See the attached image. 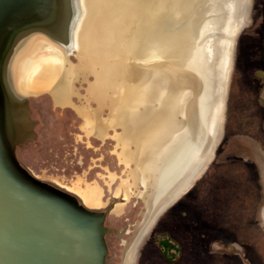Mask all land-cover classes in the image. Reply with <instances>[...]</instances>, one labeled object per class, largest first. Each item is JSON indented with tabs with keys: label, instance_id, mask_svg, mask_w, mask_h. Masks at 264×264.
<instances>
[{
	"label": "rangeland",
	"instance_id": "obj_1",
	"mask_svg": "<svg viewBox=\"0 0 264 264\" xmlns=\"http://www.w3.org/2000/svg\"><path fill=\"white\" fill-rule=\"evenodd\" d=\"M245 23L235 44L223 130L214 157L189 187L192 194L179 201L182 194L169 205L171 211L167 212V207L157 217L162 218L158 234L151 236L148 232L157 218L144 226L127 264H264L263 218L259 214L239 215V207L245 202H251L252 210L264 203V0H252ZM70 63L74 66L72 63L78 60L70 56ZM124 70L134 72L133 67ZM71 74L69 105L56 104L49 90L28 96L36 137L19 146L16 155L35 176L68 190L76 185L87 190L100 184L107 203L98 209L108 213L105 225L111 230L106 235L107 264H125L128 245L123 254L125 247L119 241L128 242L136 230L142 187L130 175L135 163L125 154L121 158L123 147L115 137L121 126L116 122L105 127L104 121L112 114L98 108V100L89 93L94 73L78 69ZM134 84L127 80L124 86ZM108 132L112 138H106ZM129 147L133 148L132 144ZM124 181L130 184L127 200L122 199L121 191L116 192L124 188ZM229 206L236 211L237 234H241L243 244L231 243L230 225L226 224L233 213ZM118 207L122 211L114 212ZM182 208L186 209L184 213ZM213 211H220L218 219L213 218ZM246 218L251 223L243 229ZM124 230L129 232L122 234ZM165 241L171 245H165Z\"/></svg>",
	"mask_w": 264,
	"mask_h": 264
},
{
	"label": "water",
	"instance_id": "obj_2",
	"mask_svg": "<svg viewBox=\"0 0 264 264\" xmlns=\"http://www.w3.org/2000/svg\"><path fill=\"white\" fill-rule=\"evenodd\" d=\"M152 1L0 0V264H107L106 235L111 233V230L105 225L106 212L89 208L71 191L38 178L17 158L16 149L36 137L34 130L36 121L31 118L28 99L32 94L23 92L18 83L20 61L23 57L24 44L31 38L38 37L61 49L64 65L58 78L59 82L65 80L72 68L81 69L80 65L88 60L83 50L86 43L103 45L106 49L117 46L120 49L118 54L113 56L112 63L118 59L123 68L133 67L134 72L138 69L136 67H143L144 73L151 66L161 68L163 59L144 62L138 55L128 50L125 41L118 44L116 36L110 33L109 26L112 23L107 24V9L112 10L113 18L121 19V16L126 14L129 30L127 29L128 34L125 36L130 40V46L134 45L139 19L144 21V28L149 26L150 16L154 13ZM210 2L213 5L211 0H166L167 4L164 6V0L158 1L156 15L169 17V24L165 28L171 42L176 43L178 39L180 23L189 21ZM217 3L216 19L228 14V17H233L234 20L242 17L245 20L238 32H234L228 40L226 63L221 68L223 73L220 75L224 87L218 91L214 83L216 88L214 94L218 102V111L215 115L217 132L208 148L211 156L209 162L214 157V150L223 130L225 96L235 44L246 26L245 21L252 0H221L219 6ZM177 7L181 9L176 11ZM129 15L132 17L128 18ZM157 29L158 31L164 29L160 19ZM216 36L214 34L207 38ZM121 38L120 36L119 41ZM183 38L191 44L194 34L187 38L185 33ZM99 50L100 54L97 56L101 59L97 66L101 65L105 57H110L104 49ZM70 56L78 60L77 64L72 63L74 66H71ZM176 61L168 64L172 73L180 78L189 75L198 80L196 72L190 70L193 67H189L188 63L182 60ZM120 77H122L120 87L122 84L124 86L127 80L135 82L134 77L130 75L121 73ZM170 81L172 86L177 83L173 75ZM146 82H148L146 76L139 80L141 84ZM181 83L185 94L189 95L182 103L181 110L174 109L172 117L166 118L170 130L168 134L166 132L165 142L169 138L168 135L172 136L176 132L178 122H186L190 110L186 102L193 99L196 93L188 91L189 87L182 80ZM49 93L52 95L50 90ZM155 105L159 106L158 103ZM138 179V183L143 187L145 185L143 178ZM145 189L143 187V190ZM140 198L142 199L141 196Z\"/></svg>",
	"mask_w": 264,
	"mask_h": 264
},
{
	"label": "bare ground",
	"instance_id": "obj_3",
	"mask_svg": "<svg viewBox=\"0 0 264 264\" xmlns=\"http://www.w3.org/2000/svg\"><path fill=\"white\" fill-rule=\"evenodd\" d=\"M158 1H152L154 13L150 16L148 27L144 28V21L138 17L139 27L138 30L136 28L134 45L130 46V40L125 36L129 30L126 14L121 16V19L113 18L112 10L107 9V24L112 23L109 26L110 33L116 36L115 40L118 44L125 41L128 50L138 55L144 62L163 59L161 68L151 66L145 73L139 69L135 72L124 70L123 64L118 59L112 63L113 56L118 54L120 48L115 46L106 49V46L89 43L83 47L88 60L80 65L81 69L91 70L95 75L94 82L88 87L90 95L98 100L99 107L110 108L112 118L122 128L125 155L130 162L135 163L130 175L136 181L138 176L139 179L143 178L145 184L143 187L146 189L143 190L142 187L143 191H139V194L143 195L146 208L144 223L136 233V239L143 232L144 226L154 217L156 219L191 186L202 173L199 174V171H203L205 164L210 160L208 148L217 132L215 115L218 111V102L214 93L217 87L218 91L224 87L220 75L221 68L226 63L228 40L234 32H238L245 20L244 17L234 20L233 17H228L227 12L225 13L227 15L216 19V3L218 2L219 6L221 0H211L214 6L210 2L211 5L208 3L207 6L202 7L189 21L180 23V36L178 35L174 43L171 42V37L165 28L169 24V17L156 15ZM166 4L164 0V6ZM180 9L177 7L176 11ZM130 17L132 15L128 16ZM159 19L164 26L160 31L157 29ZM115 23L117 26L114 27ZM185 33L187 38L194 34L191 44L184 40ZM214 34L217 36L207 38ZM120 36L121 41H119ZM23 49L18 74L19 87L23 92L33 94L50 90L55 103L70 93L72 87L70 78L75 68L71 69L65 80L58 81L64 65L62 52L58 46L34 37L24 44ZM99 49H104L110 57H105L101 65L97 66V62L101 59L97 56ZM176 60H182L188 63L189 67H193L190 70L196 72L198 80L189 75L180 78L172 73L168 64L175 63ZM118 71L123 74L130 73L134 77V86L122 84L120 87L122 77ZM171 75L177 82L173 86L170 84ZM145 76L148 82L139 83V80ZM181 80L189 87L188 91L196 93L193 99L186 102L190 109L186 122H178L176 132L172 136L168 135L169 138L165 142L166 132L168 134L170 130L166 118L172 117L174 109L181 110L182 103L189 95L185 94ZM214 83L217 85L216 88ZM156 103L159 104L158 107ZM130 144L133 148L129 147ZM129 185V182L124 181V188L116 189V192L123 193L125 200L129 197ZM76 186L71 187L72 191L81 197L84 203L81 202L85 206L95 209L106 205V199L98 185H91L87 190ZM121 211V207L114 209L117 213ZM262 218L264 222V208ZM132 249L133 243L128 245L125 252V264L132 254Z\"/></svg>",
	"mask_w": 264,
	"mask_h": 264
},
{
	"label": "flooded vegetation",
	"instance_id": "obj_4",
	"mask_svg": "<svg viewBox=\"0 0 264 264\" xmlns=\"http://www.w3.org/2000/svg\"><path fill=\"white\" fill-rule=\"evenodd\" d=\"M58 103H56V104H58V105H61V104H70V99H69V94H66L60 101H57ZM98 108H106L108 111H109V113H111L112 114V112L110 111V108L109 107H107V106H105V107H99L98 106ZM94 113L95 114H98L97 113V111H94ZM97 121V120H96ZM104 123H106L107 125H105V127H110L113 123H114V125H115V123H116V121L114 120V118H112V115L111 116H108L107 117V119L104 121ZM103 124V123H102ZM98 126V125H97ZM100 130H102L103 129V127H101V126H99L98 127ZM103 133H104V131H102V135H103ZM111 137V135H109V132H108V134L106 135V138L108 139V138H110ZM115 137L120 141V144H122V147H124V144H123V139H124V136H123V132L121 131V132H118L117 134H115ZM101 138H104L103 136H101ZM112 138V137H111ZM91 146V145H90ZM98 147H96L95 149H97ZM122 154H121V158H123L122 156L125 154V152H124V148H123V151L121 152ZM48 182V181H47ZM49 183H51V184H53V185H55V186H57V187H59V188H63V187H61V186H59V185H57V184H55V183H52V182H49ZM91 184V183H90ZM98 186L100 187V188H103L100 184H98ZM82 188H84V187H82ZM63 189H65V190H68V189H66V188H63ZM191 188H188L187 189V191H185L184 193H183V195L178 199L179 201L181 200V201H183V200H185V198H187L189 195H191L192 193L190 192L191 190H190ZM68 191H71L70 189L68 190ZM72 193H73V191H71ZM74 194L76 195V193L74 192ZM78 195V194H77ZM76 195V196H77ZM118 195H120V194H118ZM122 195V194H121ZM139 196H141L142 197V210L140 211V220L138 221V224H137V227H136V224H135V226L134 227H136V230H135V228H134V231H133V234H132V236L133 237H131V238H129L128 239V242H125L124 243V241L122 242L121 240L119 241V242H121V244H123L124 245V247H125V249L123 250V254H124V251L126 250V248H127V245H129L128 243L130 242V244H132V243H134V241L136 240V233L138 232V230H139V228L143 225V223H144V213H145V210H146V208H145V206H144V198H143V195H141V194H138ZM78 198H79V200L80 201H82V199H81V197L78 195L77 196ZM122 199H124L125 200V198H124V196L122 195ZM177 200V201H178ZM83 202V201H82ZM84 203V202H83ZM106 203H107V199H106ZM176 203V202H175ZM172 206H170L169 207V209L167 210V212H169V211H171L172 210ZM228 208H230V209H232V207L231 206H229ZM263 208H264V203L259 207L258 205L254 208V210H252V205H251V202H245L244 203V205H241L240 207H239V215L240 216H245V215H249V216H251V215H257V214H259L260 215V217L262 218V210H263ZM95 209H98V208H95ZM182 210V213H184L183 211H186V209H184V208H182L181 209ZM234 209H232V214H230V216L228 217L229 219H230V221L228 222V223H226V224H228V225H230V227L228 228V231H230L231 232V235L230 236H232V238L230 237V239H231V243L233 244L234 242H239L240 244H243L244 243V241L240 238V235H238L237 234V226H236V220H237V216H236V211H233ZM167 212H166V214H167ZM212 213V216H213V218H217L218 217V215H219V213H220V211H213V212H211ZM107 212H106V218H107ZM225 214V213H224ZM218 219V218H217ZM162 220V218L161 217H159V218H157L154 222H153V224H152V226H151V228H150V230L148 231L149 233H150V235L151 236H155L156 234H158L159 232H160V229H159V224H160V221ZM257 220V219H256ZM246 223L244 224V225H241L242 226V228L243 229H247V225H250V223H251V221H250V218L248 219V218H246V221H245ZM256 224H258V222H256ZM144 228V227H143ZM224 230H226V228H224ZM129 231L127 230H124L123 231V233L122 234H126V233H128ZM135 233V234H134ZM146 235V234H145ZM144 235V236H145ZM150 236V237H151ZM144 240V237L141 239V241L138 243V245H137V248H136V253H135V259H136V254H138L139 253V251H140V246H141V244H142V241ZM234 240V241H233ZM108 246V245H107ZM108 252H109V249H108ZM247 253V252H246ZM246 253H244V255L246 256ZM234 254H236V253H234ZM134 262H135V260H134Z\"/></svg>",
	"mask_w": 264,
	"mask_h": 264
},
{
	"label": "trees",
	"instance_id": "obj_5",
	"mask_svg": "<svg viewBox=\"0 0 264 264\" xmlns=\"http://www.w3.org/2000/svg\"><path fill=\"white\" fill-rule=\"evenodd\" d=\"M164 243H165V245H167V246H170V245H171V244H169L167 241H165Z\"/></svg>",
	"mask_w": 264,
	"mask_h": 264
}]
</instances>
